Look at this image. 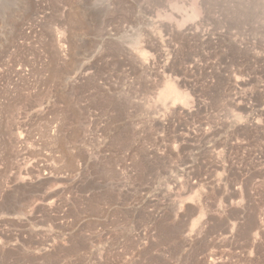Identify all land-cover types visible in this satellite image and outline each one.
I'll list each match as a JSON object with an SVG mask.
<instances>
[{"label":"rangeland","instance_id":"374dc122","mask_svg":"<svg viewBox=\"0 0 264 264\" xmlns=\"http://www.w3.org/2000/svg\"><path fill=\"white\" fill-rule=\"evenodd\" d=\"M0 264H264V0H0Z\"/></svg>","mask_w":264,"mask_h":264},{"label":"bare ground","instance_id":"6f19581e","mask_svg":"<svg viewBox=\"0 0 264 264\" xmlns=\"http://www.w3.org/2000/svg\"><path fill=\"white\" fill-rule=\"evenodd\" d=\"M177 88H178V87H176V85L172 86V88H171L172 90L170 89V91H169V92L167 91L166 94L169 93L168 95H170V94L172 93V94L175 95V97H178V98H182V99H183L184 96H183L182 93H181L182 91H179V89H177ZM166 94H165V97H166V96L169 97V96L166 95ZM172 94H171V95H172ZM171 95H170V96H171ZM168 99H169V98H168ZM184 100H185V99H184ZM176 101H177V100H176Z\"/></svg>","mask_w":264,"mask_h":264}]
</instances>
